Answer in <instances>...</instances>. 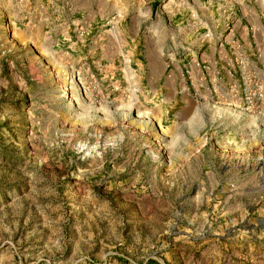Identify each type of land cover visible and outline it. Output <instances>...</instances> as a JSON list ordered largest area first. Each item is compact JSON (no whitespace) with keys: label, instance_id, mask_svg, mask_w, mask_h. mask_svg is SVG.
<instances>
[{"label":"rangeland","instance_id":"rangeland-1","mask_svg":"<svg viewBox=\"0 0 264 264\" xmlns=\"http://www.w3.org/2000/svg\"><path fill=\"white\" fill-rule=\"evenodd\" d=\"M0 264H264V0H0Z\"/></svg>","mask_w":264,"mask_h":264}]
</instances>
